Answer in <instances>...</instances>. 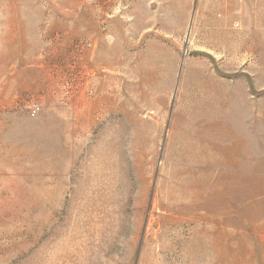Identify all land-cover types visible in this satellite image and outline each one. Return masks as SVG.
I'll list each match as a JSON object with an SVG mask.
<instances>
[{
  "label": "rangeland",
  "instance_id": "rangeland-1",
  "mask_svg": "<svg viewBox=\"0 0 264 264\" xmlns=\"http://www.w3.org/2000/svg\"><path fill=\"white\" fill-rule=\"evenodd\" d=\"M0 264H264V0H0Z\"/></svg>",
  "mask_w": 264,
  "mask_h": 264
}]
</instances>
